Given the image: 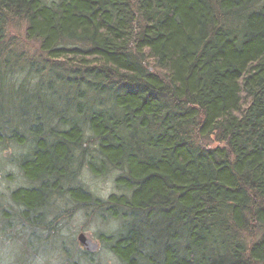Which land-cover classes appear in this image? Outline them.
<instances>
[{"label":"trees","instance_id":"16d2710c","mask_svg":"<svg viewBox=\"0 0 264 264\" xmlns=\"http://www.w3.org/2000/svg\"><path fill=\"white\" fill-rule=\"evenodd\" d=\"M18 22L38 55L9 37ZM14 147L0 233L20 264L49 243L72 257L71 205L118 222L101 237L122 264H264V0H0Z\"/></svg>","mask_w":264,"mask_h":264},{"label":"rangeland","instance_id":"374dc122","mask_svg":"<svg viewBox=\"0 0 264 264\" xmlns=\"http://www.w3.org/2000/svg\"><path fill=\"white\" fill-rule=\"evenodd\" d=\"M54 1V0H49ZM9 37L16 38L17 49L24 50L28 55L39 54V49L33 42H27L25 39V25L22 22L14 23L8 29ZM21 46V47H20ZM37 51V52H36ZM26 74V72H24ZM214 144V143H212ZM24 149L6 148L0 149V162L8 160L10 154L19 153ZM7 162V161H5ZM8 163V162H7ZM3 164V163H2ZM12 173L13 178L9 179L7 175ZM116 173L106 176H96L89 170H84L83 182L94 193L107 198L110 194L117 191L115 184ZM23 180L19 176L18 168L12 164H4L0 170V192L9 193L11 189L22 184ZM71 211L63 214L61 221L58 223V232L61 237L59 239L65 241L67 247L72 249V257L66 258L62 253L58 244L49 243L46 247L38 248L39 252L34 256H30L25 264H122L119 259L108 249L102 234H108L116 229L118 222L113 220L104 221L97 215H87L83 210L70 206ZM83 232L93 241L98 242L100 247L90 257L80 255V249H83L78 241V235ZM75 243V244H73ZM20 252L11 239L4 238L0 233V264H20L17 261ZM71 255V254H70Z\"/></svg>","mask_w":264,"mask_h":264},{"label":"water","instance_id":"95a60500","mask_svg":"<svg viewBox=\"0 0 264 264\" xmlns=\"http://www.w3.org/2000/svg\"><path fill=\"white\" fill-rule=\"evenodd\" d=\"M78 241L83 246V248L89 252H95L99 249V243L87 237V235L83 232L78 235Z\"/></svg>","mask_w":264,"mask_h":264}]
</instances>
